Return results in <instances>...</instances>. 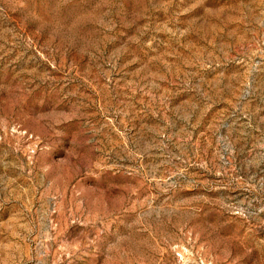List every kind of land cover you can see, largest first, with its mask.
I'll return each instance as SVG.
<instances>
[{
	"label": "rangeland",
	"instance_id": "obj_1",
	"mask_svg": "<svg viewBox=\"0 0 264 264\" xmlns=\"http://www.w3.org/2000/svg\"><path fill=\"white\" fill-rule=\"evenodd\" d=\"M0 264H264V0H0Z\"/></svg>",
	"mask_w": 264,
	"mask_h": 264
}]
</instances>
